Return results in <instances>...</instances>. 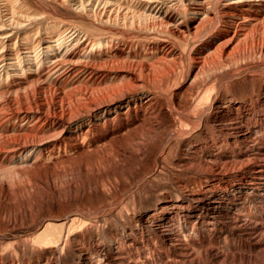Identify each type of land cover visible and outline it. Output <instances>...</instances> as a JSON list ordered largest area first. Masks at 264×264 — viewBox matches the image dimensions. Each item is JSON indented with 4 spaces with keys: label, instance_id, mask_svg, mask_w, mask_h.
<instances>
[{
    "label": "bare ground",
    "instance_id": "bare-ground-1",
    "mask_svg": "<svg viewBox=\"0 0 264 264\" xmlns=\"http://www.w3.org/2000/svg\"><path fill=\"white\" fill-rule=\"evenodd\" d=\"M88 151L102 201L0 211V264H264V0H0V202Z\"/></svg>",
    "mask_w": 264,
    "mask_h": 264
},
{
    "label": "rangeland",
    "instance_id": "rangeland-1",
    "mask_svg": "<svg viewBox=\"0 0 264 264\" xmlns=\"http://www.w3.org/2000/svg\"><path fill=\"white\" fill-rule=\"evenodd\" d=\"M55 4V2L52 3V6H57L54 8L45 4L47 8L38 5L37 8L31 9L44 10L48 20L78 24L83 30L95 35L103 33L102 30L99 31L98 28L89 26L87 21L77 18L75 13ZM190 76L191 73L187 72L181 85H185ZM69 153L67 152L66 155ZM91 154V151H88V154L82 158L70 159L54 169L50 167H40L32 171L29 169L30 176L28 177L15 175L9 177L7 181L10 184L8 188L10 197L0 202V211H6L11 215L34 214L38 211L58 213L61 209L72 205H82L92 210L102 201L103 195L99 190L89 187V184L97 180L96 177L99 175L96 172L97 168L94 167L95 162L92 161ZM34 179L43 182L42 187H37Z\"/></svg>",
    "mask_w": 264,
    "mask_h": 264
}]
</instances>
